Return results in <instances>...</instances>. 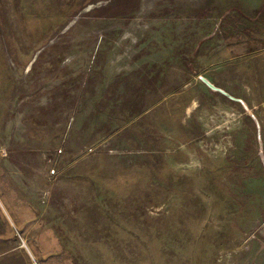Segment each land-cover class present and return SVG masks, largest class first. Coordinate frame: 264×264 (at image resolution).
Returning <instances> with one entry per match:
<instances>
[{
  "label": "rangeland",
  "instance_id": "rangeland-1",
  "mask_svg": "<svg viewBox=\"0 0 264 264\" xmlns=\"http://www.w3.org/2000/svg\"><path fill=\"white\" fill-rule=\"evenodd\" d=\"M0 264H264V0H0Z\"/></svg>",
  "mask_w": 264,
  "mask_h": 264
},
{
  "label": "water",
  "instance_id": "water-1",
  "mask_svg": "<svg viewBox=\"0 0 264 264\" xmlns=\"http://www.w3.org/2000/svg\"><path fill=\"white\" fill-rule=\"evenodd\" d=\"M201 80L207 84L211 89L215 90V91H218V92H221V93H224L226 95L225 92H223L221 89L217 88L216 86H214L212 83H210L207 79L205 78H201Z\"/></svg>",
  "mask_w": 264,
  "mask_h": 264
}]
</instances>
